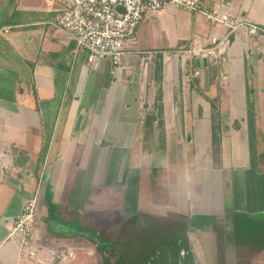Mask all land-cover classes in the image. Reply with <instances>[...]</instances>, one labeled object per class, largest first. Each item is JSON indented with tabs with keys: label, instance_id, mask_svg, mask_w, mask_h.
I'll return each instance as SVG.
<instances>
[{
	"label": "crops",
	"instance_id": "obj_1",
	"mask_svg": "<svg viewBox=\"0 0 264 264\" xmlns=\"http://www.w3.org/2000/svg\"><path fill=\"white\" fill-rule=\"evenodd\" d=\"M220 3L226 4L228 13L243 22L244 27L227 44L222 42L220 51L206 60V67H195L191 58L177 56L176 43H185L186 50L195 45L209 47L211 39L222 40L227 31L224 34V27H210L202 15L188 11L192 14L191 28H187L185 36L172 40L165 21V47L160 48L164 51L151 57L144 52L143 39L152 28L145 29L148 24L143 18L136 28L134 42L125 49L120 70L105 60L87 63L86 53L75 52L73 43L48 25H32L31 28L42 29L39 41L32 47L21 49L16 40L17 47L24 52L20 55L24 62L20 72L10 71L18 68L9 61L8 54L6 57V51L2 60L0 55V264H48L50 259L45 251L48 243L78 239L64 237L74 235V231L59 232L54 227L56 223L48 224L49 211L55 208L53 204L60 205L66 192L64 205L72 203L80 216L78 198L74 202L70 190L81 188L89 193L107 188L111 181H118V176L126 173L133 146L147 142L162 145L159 147L163 150L162 159L169 167L180 163L183 152L178 148L171 156L169 146L178 147L187 142L194 145L193 159L198 169L188 170L185 175L181 171V176L178 175L184 178L186 211L172 209L175 211L170 212L214 215L217 207L210 176L212 179L214 175L224 176L225 182L222 179L220 182L226 186L227 195L232 196L228 184L234 182L238 188L237 178L242 185L246 173V192L248 189L252 197L246 202L232 199L233 215H247L249 211L253 217L264 214V169L256 164L255 151L256 128L264 126V81H260L259 75L256 77L255 63L262 67V62L253 57L262 47L260 42L264 43V0ZM164 10L148 15L163 14ZM196 16L206 26L200 25ZM16 27L1 26L0 30L9 28V32L0 39H7ZM137 89L139 94L135 95ZM211 104L215 105L218 116L221 147L228 144L225 150L222 147L220 163L213 162L211 151ZM133 107L138 108L136 116L131 113ZM234 124L239 128L227 132V127ZM198 145H203L204 150ZM239 149L241 154L237 155L235 165L233 154ZM95 155L103 164H92ZM246 158L249 162L244 163ZM121 160H125L124 168ZM201 161L205 166L199 167ZM82 162H85L83 166ZM87 166L92 168L87 171ZM224 166L233 168L228 170L232 173L230 178L225 176ZM175 171L163 170L169 180L176 176ZM81 175L84 176L82 183ZM221 195L225 197L224 187ZM33 197L38 201L33 237L40 248H20L19 239L9 237V228L23 204ZM86 199L90 202L89 196ZM224 205L221 203L220 208ZM149 211L145 214H155ZM71 217L68 215L66 221L74 224ZM83 218L89 219L84 213ZM39 235L51 238L47 242ZM59 245L67 248L72 258L55 264H75L73 246ZM29 250L36 253L38 250L37 260L28 259Z\"/></svg>",
	"mask_w": 264,
	"mask_h": 264
},
{
	"label": "rangeland",
	"instance_id": "obj_2",
	"mask_svg": "<svg viewBox=\"0 0 264 264\" xmlns=\"http://www.w3.org/2000/svg\"><path fill=\"white\" fill-rule=\"evenodd\" d=\"M201 1L204 2L207 6L211 7L214 4L220 3L221 1H225V0H201ZM63 10H65V6L63 5L61 0H0V27L5 24H9L10 26L13 27H16V25L22 27L21 29L18 28V26L14 28L15 30H12V33L7 39L5 40L0 39V55H2L1 60L3 58V54H5L6 51V57L9 55L10 57L9 61H12L18 68L16 70L14 69L12 70V68H10V71L12 72L18 71L19 68L24 65L23 59L20 58V55L24 53L23 51H21V49L23 48L26 49V47H32V45L36 41H39L40 39L39 35L42 29L36 27L31 28L32 25L35 26L36 24L49 22L55 15L59 14ZM191 16L192 14H189L186 11H183L181 9H174L172 7L166 8L163 14H156L153 16L145 14L144 23L147 22L148 26L145 27L144 24V27L147 31L150 27L152 28V31H148L147 35H144V39H143V46H146L144 47L145 48L144 52L145 54L147 52L146 54L147 57H151L152 55L155 56L156 54H161V52L164 51V50L160 51V48L165 47V43L163 41L165 38V34L163 31V28L165 27L164 24L165 21L167 22L166 28L168 29V34L170 38L172 40L181 39L185 36V34L187 33V28H189V26L191 25V24L189 25V22L191 21V18L189 17ZM196 19L199 20L198 22L200 25H205L203 19L200 16H196ZM28 26H30L29 29H26L25 27ZM192 27H193V21H192ZM218 28H214V29H218ZM223 31L225 34L226 30L224 28ZM30 37H32L31 42H29ZM16 40L20 43L21 49L17 47ZM260 43L262 44L261 45L262 47L261 49H259V53H254L253 57L261 60L262 62V67L260 66V63L259 64L255 63V65L258 68V70L256 71V77L259 75V78L261 79L260 81L263 82L264 81V43L262 42ZM250 45L252 44L250 43ZM185 48H186L185 43H182V41L177 42L175 45L174 52L186 50ZM8 49L9 50L12 49L14 52L10 53ZM157 50L159 51L158 53ZM17 51H19L20 53H16ZM177 56L181 58L179 54H177ZM262 87L264 88V85ZM134 93L135 95L139 94V90L137 89V91H135ZM250 97L252 99V103H254L255 102L254 97H252L251 94ZM225 100L226 98H224V104H225ZM224 109H226L225 106ZM131 111L133 116H136L138 114L137 107L136 108L133 107ZM260 119H263L262 114H260ZM238 128H239L238 126L237 127L229 126L227 127L226 130L228 132L230 129L237 130ZM255 134H256L255 151L257 157V161L256 160L255 161L257 162L256 164H258L260 169H264V126L262 128H259L257 126ZM227 145L228 144L222 145V147H224V150L226 149ZM160 146H161L160 143L153 144L150 142L134 145L132 148L131 156L127 161L128 164H127L126 173H124L125 175L122 173L121 176H118L119 179L118 181H111L110 185L108 184L107 188L100 189L101 191L96 188H95L96 191H90L89 193L88 191L83 192V189L81 190V188H79L78 191L70 190L72 191L71 199H73V201L75 202L76 196L78 198V204H79L78 208L81 210L80 216L76 211V208L73 209L72 203H68L66 206L64 205L65 203L63 202L67 199V193L64 192L62 200H60L61 202L60 205L59 203H58L59 206L55 203L53 204L55 208L49 211L51 215L50 217L48 215L49 218L47 220L56 223L54 227L59 232H64L66 230L76 231L74 227L75 225L73 226L72 223H68V221H66L67 216L70 215L74 217L72 221H74L75 224H77L78 226L84 229L90 230V232H97L101 234L99 235V237H106L112 239L116 237H120L126 239L128 237V234H132L133 232H135V228L138 227V224L135 223L132 224V226L130 224L129 227H127V229L124 227L123 224H121L124 222L123 220L126 219V217L128 216L126 215L124 210L125 205L131 206L130 209H132L134 212H137L139 214L140 213L145 214L147 213L146 211L150 210L149 212H157L160 215H164L166 213H169L170 211H175L172 209H176L177 211L183 213L184 211H186L187 208V200L185 198V190L183 187L184 178L183 176L179 177L178 175L181 174V171H183V175H185L186 171L188 170L198 169V166L193 159L192 149L194 145L187 142V143H182V145L181 146L179 145L178 147L174 145L169 146L171 147L170 149H172V151H170L169 153V155L171 156L172 153H174V151H177L178 148L183 150L180 163L177 166L175 165L170 167L166 166L165 160L162 159L163 157L161 153H163V150H160L159 148ZM166 146L167 145H165V147ZM199 147L200 149L204 150L203 145H200ZM222 147L220 142V148H219L220 154L222 151ZM239 154H241L240 149L239 151L233 154V156H235L234 157L235 160H233V164L235 163V165H237L236 164L237 155ZM262 155L263 158L260 159ZM96 158L97 155H95V158L93 159L94 161H92V164L94 166L98 164V162L99 165L103 164V161H97ZM122 161L123 163L121 164L123 167L125 160H121L120 162ZM114 162L116 164L119 163L118 160H115ZM173 162H175L174 159ZM213 162L217 163L214 160ZM241 162H243V160H241ZM245 162H249V160L246 158V161H244V163ZM110 163H111L110 167H112L113 160ZM84 164L85 162H82L81 166H83ZM203 164L205 166V163L201 161L199 167H202ZM92 167L87 166L86 167L87 171H89L90 168ZM205 168L207 170L208 166H206ZM224 168L226 169L224 170L225 176L229 175L230 178L232 173L228 172V170L230 171V169L233 168L227 169V166H224ZM168 169L176 170L175 171L176 176H173L172 180H169L170 177L168 176L166 177L164 175L165 173L163 172V170H168ZM117 171L118 168L116 167L115 172ZM123 171L124 170L122 169V172ZM231 172L233 171L231 170ZM195 174L196 173H191L192 176ZM163 175L165 176V178H162ZM219 175L218 176L214 175V179H212L211 177L212 175L210 176L213 187L215 188L213 189V191L215 194L214 200L216 201V207H217V211L212 216V218L216 223L217 220H220V218H222L221 216L223 215L222 219L223 222H225L224 228L223 227L217 228L215 234L224 235L225 237L228 238L229 244L224 245V248L226 249V253H227L225 263L233 264V256H234L235 264L236 263L253 264V260L256 261L257 258L259 261L263 262L264 250L263 252H261L262 248L260 247L264 245V243H262V240L264 239V214L257 213V215L253 217L251 212L249 211L247 215L238 214L236 216L233 215L234 212L232 211V209L234 210L233 202H231L232 199L242 200L243 202H246L252 197V195L248 192V189L246 192L247 174L246 173L243 174L242 185L240 184L241 182L239 181V178H237L238 188L236 187V184L234 182H232V185L230 184V186L228 184V188L232 190L233 193L232 196H230V194L227 195L228 192H226L227 191L226 186H224L223 183L220 182L221 179L223 182H225L224 176L221 178ZM194 177L197 176L195 175ZM79 178H80V183H82V181L84 180V176L81 175L79 176ZM37 180L38 178L36 177V181ZM43 186L41 189H43ZM223 187L225 193L224 198L221 195ZM237 190L239 191L237 192ZM88 196L90 202H88L86 199V197ZM92 196L94 197L92 198ZM124 196L125 198H123ZM38 200H40V198ZM149 201H152L155 204H158L159 206L155 205L153 207L152 204L150 203L148 205ZM221 203L225 204L224 207L222 208H220ZM244 206L245 205H243V207ZM244 209L246 210V206ZM37 211H38V206L35 211L36 213L34 214V223L35 220L37 219L36 218ZM83 213L87 215V218L89 219L83 218ZM39 215L40 214H38V216ZM119 221L121 223H118ZM120 225L121 227L119 229V232H114L117 233L118 235L108 234L111 228ZM210 225L214 227L213 224ZM210 225L208 227H210ZM68 226L71 227L69 228ZM34 227L35 226L33 225V230ZM114 231H118V229L115 228ZM143 231H144L143 229L139 230V228L136 230V232L139 235H141ZM122 232H125V235H119V233L122 234ZM73 233L75 234L76 232ZM183 233L184 231L180 227L174 229L166 227L165 230L159 231V233L154 234L152 232V234L149 235V237L145 235L146 237L145 239H143L141 235L139 237L141 238L142 245H144L142 247L145 248L143 252L146 251L147 253H149V255L151 254L152 256L156 257L153 264H156L155 261L157 259H162L164 257L162 255H165L163 251H165L166 249L168 250L169 253H171L170 255L173 256L174 258L175 257L174 255L176 253L174 249H175V245H177L176 240L178 238L183 239V237L181 236L183 235ZM85 234L88 235V231H86ZM204 236L210 239V235H204ZM39 237L40 238L42 237L41 240H47V242H49V239L51 238L48 235H46L45 237L44 235L43 236L39 235ZM82 237L83 235L79 236L78 239H73L72 241H56V243H48L45 251L48 252L46 256L47 259L49 258L50 260H48L47 263L55 264L58 261H63L61 260L62 257H64V260L72 258V254L67 250V248H65L62 245L61 246L59 245L66 243L73 246L72 248L74 249L75 252V254L73 255L74 257L73 262L75 264H102V262L104 261L102 256L97 253L95 247L92 246L88 240ZM189 237L192 241V244H194L193 252L196 263L198 264L200 260V258H198V256L200 255L199 250H201L198 245H195L199 243V241L197 240L198 236L189 235ZM33 238H34V243L32 244V247L37 249L40 248L36 238L35 237ZM235 244L237 248L234 247ZM220 249L221 246L219 250ZM118 253H119L118 250L114 248H112V250H108L107 257L109 259L110 264L116 263V261L118 260ZM36 255H38V250ZM121 255L125 257L123 252ZM213 257H214L213 252H211V255L209 252L207 261L212 263ZM33 259L37 260V257L35 256ZM166 259L167 258H164L165 261Z\"/></svg>",
	"mask_w": 264,
	"mask_h": 264
},
{
	"label": "built area",
	"instance_id": "obj_3",
	"mask_svg": "<svg viewBox=\"0 0 264 264\" xmlns=\"http://www.w3.org/2000/svg\"><path fill=\"white\" fill-rule=\"evenodd\" d=\"M65 10L55 15L49 22L40 23L63 33L73 43L74 50L87 54V63L105 60L113 68L122 67L125 49L134 42L135 31L145 14L162 11L168 7L182 9L192 14H200L212 27H224L222 40L213 38L209 47L195 45L179 55L193 59H209L220 51L222 42L244 27L236 17L228 13V6L220 3L209 7L201 0H61ZM255 30V29H254ZM9 28H2L0 36L8 34ZM38 206L36 197L28 199L19 216L9 228V237L19 239L20 248H31L34 243V214ZM36 255L28 251V259ZM64 260V257L61 258Z\"/></svg>",
	"mask_w": 264,
	"mask_h": 264
},
{
	"label": "flooded vegetation",
	"instance_id": "obj_4",
	"mask_svg": "<svg viewBox=\"0 0 264 264\" xmlns=\"http://www.w3.org/2000/svg\"><path fill=\"white\" fill-rule=\"evenodd\" d=\"M123 198H125V196ZM136 198H137V196H136ZM125 203H126V201H125ZM130 208H131V206H129V205L124 206L125 213L128 216L126 217V219L123 220L124 221L123 223H121L120 221L118 223H121L123 225L131 224V226H132V223L138 224V227L135 228V232H133L132 234H128V237L126 238L127 241L128 242L130 241V244H132L131 247H128V248H121L120 247V248H118L114 244L115 247L109 246V247H106L107 248L106 251H99L96 249L95 244H92L90 242V244L95 247V250L97 251V253L102 256L103 260L107 261V264H110L109 259L107 257L108 250H112V248L117 249L119 252L118 253V260L116 261L115 264H131L130 263L131 261L128 257H123L121 255L122 252L124 255H127V256L128 255L136 256L137 261H135L134 264H153L156 257L152 256L151 254L149 255V253H147L146 251H145L146 254L142 255L145 248L142 247L144 245H142V241H141V238L139 236L142 235V238L145 239L146 238L145 235L149 237V235H151L152 232L154 234L159 233V231L165 230L166 227L173 228V229L180 227L184 231L183 235H181L183 237V239L178 238L176 240L177 245H175V249H174V251H176L174 258H173V256L170 255L171 253H169L168 250L166 249L165 251H163L165 253V255H162V256H164V257L162 259H157L155 261L156 264H197L196 260H195L194 252H193L194 244H192V241H191L189 235H197L198 236L197 240L199 241V243L195 244V245H198L201 249V250H199L200 255L198 256V258H200V260H199L198 264H207V263L208 264H226L225 262H226L227 253H226V249L224 248V245L229 244L228 238L225 237L224 235H216L215 234L217 228H219V227L224 228L225 222H223V219H222L223 215L221 216L222 218H220V220H217L218 223L217 222L215 223V221L212 218L213 215L192 216V215H189L188 213L187 214L186 213L185 214H176L175 212H169V213H166L164 215H160L157 212H155V214H153V215H146V214H139L137 212H134ZM134 215H139L141 217H139V220L134 219V217H133ZM129 217H130V220L133 219L132 222H130V221L127 222ZM210 224H213L214 227H212ZM209 225H210V227H208ZM116 227L117 226L111 228V230L108 234L109 235H118L117 233H114V232H118V231H114ZM120 227H121V225H120ZM125 228H127V227H125ZM138 228H139V230L140 229L144 230L141 235H139L136 232V230ZM123 233H125V232H123ZM204 235H210V239L208 237H205ZM102 238L104 240H108V238H106V237H102ZM262 243H264V239L262 240ZM220 246H221V249L219 250ZM234 247L237 248L236 244ZM235 248H234V250H235ZM260 248H262L261 252H263L264 245L261 246ZM260 248H258V249H260ZM209 252H210V255H211V252H213L214 257H213L212 263L207 261ZM170 257H171V259H170ZM164 258H167L166 261L164 260ZM233 264H235L234 256H233ZM253 264H264V261L261 262L257 258L256 261L253 260Z\"/></svg>",
	"mask_w": 264,
	"mask_h": 264
},
{
	"label": "trees",
	"instance_id": "obj_5",
	"mask_svg": "<svg viewBox=\"0 0 264 264\" xmlns=\"http://www.w3.org/2000/svg\"><path fill=\"white\" fill-rule=\"evenodd\" d=\"M210 118H211V148H212V151H213L212 153H213L214 161H216L218 163L219 160H220L219 148H220V130L221 129H220V126H219L218 116H217V112H216V109H215V105H212V104H211ZM234 127H237V125L234 124ZM262 158H263V155L260 157V159H262ZM133 217H134V219H138L139 220V217H141V216L134 215ZM129 221L132 222L133 219L130 220V217H129L127 222H129ZM48 224L51 225L50 221L48 222ZM129 225H124V227H129ZM73 226L76 229V231H74L76 233L74 235H65L64 237H66V238L67 237L68 238H76V237H79V236L83 235L82 238L88 240L92 244H95L96 249L99 250V251H106V249H107L106 247H109V246L110 247H115V245H116L118 248H120V247L121 248H126V247L128 248V247H131V245H132V244H130V241L129 242L127 241V239L116 237V238H113V239L112 238H108V240H104L102 237H99V235H101V234H99L97 232H90V230L84 229V228L78 226L75 223L73 224ZM69 227H71V226H69ZM116 228L118 229V232H119L120 226H117ZM82 231H83V233H82ZM86 231H88V235L85 234ZM121 231H122V229H121ZM122 234L125 235V233H123V232H122ZM122 234L120 233L119 235H122ZM144 254H146V253L143 252L142 255H144ZM125 257H128L130 259V261H131L130 263L131 264H134L135 261H137V257L136 256H130V255L127 256V255H125ZM102 264H107V261L104 260L102 262Z\"/></svg>",
	"mask_w": 264,
	"mask_h": 264
},
{
	"label": "water",
	"instance_id": "obj_6",
	"mask_svg": "<svg viewBox=\"0 0 264 264\" xmlns=\"http://www.w3.org/2000/svg\"><path fill=\"white\" fill-rule=\"evenodd\" d=\"M192 63L195 67H206V59H193Z\"/></svg>",
	"mask_w": 264,
	"mask_h": 264
}]
</instances>
